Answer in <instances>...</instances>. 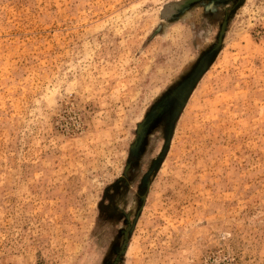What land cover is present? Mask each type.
<instances>
[{
    "label": "rangeland",
    "instance_id": "rangeland-1",
    "mask_svg": "<svg viewBox=\"0 0 264 264\" xmlns=\"http://www.w3.org/2000/svg\"><path fill=\"white\" fill-rule=\"evenodd\" d=\"M0 264H264V0H0Z\"/></svg>",
    "mask_w": 264,
    "mask_h": 264
}]
</instances>
